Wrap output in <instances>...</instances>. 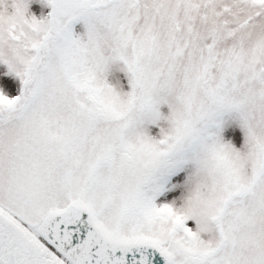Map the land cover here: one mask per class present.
Segmentation results:
<instances>
[{"label": "snow or ice", "instance_id": "obj_1", "mask_svg": "<svg viewBox=\"0 0 264 264\" xmlns=\"http://www.w3.org/2000/svg\"><path fill=\"white\" fill-rule=\"evenodd\" d=\"M0 264H264V0H0Z\"/></svg>", "mask_w": 264, "mask_h": 264}]
</instances>
